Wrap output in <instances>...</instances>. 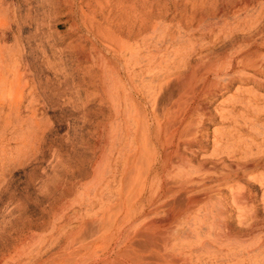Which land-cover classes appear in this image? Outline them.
<instances>
[{
	"label": "rangeland",
	"instance_id": "1",
	"mask_svg": "<svg viewBox=\"0 0 264 264\" xmlns=\"http://www.w3.org/2000/svg\"><path fill=\"white\" fill-rule=\"evenodd\" d=\"M136 1L139 13L151 14L152 23H159L160 17L166 14L165 23L171 34L166 51L158 35L145 40L143 48L153 43L157 44L158 51L142 53L141 64L134 68L146 86L150 79L146 59L154 54L161 57L164 51L168 54L166 63L171 67L173 80L169 95L164 98L156 86L152 90L157 96L151 90L152 97L146 98L147 103L156 104L162 117L178 100L176 75L194 74L192 87L197 94L195 98H184L182 105L185 102V106L181 109H190L194 114L193 120L199 127L197 137L204 140L201 146L183 143L180 151L201 173L188 172L183 181L181 170L176 168L170 169L172 173L164 172L155 178L154 174H148L149 159L155 158L154 150L150 149V156L137 163L132 178L128 179L124 175V161L129 150L115 151L104 170L109 183L102 189L103 198L97 196L101 188L93 194V167L98 158L94 146L99 133L107 134L121 125V133L125 134V127L115 115L111 102L103 97L98 80L101 73L91 63L80 61L82 49H91L93 43L87 41L84 29L73 31L74 24H80V20L72 17L67 0H0V18L6 20L0 24V98L7 99L5 103L1 101L6 105V114H10L6 136L0 127V264H60L69 243L68 236L75 233L76 237L86 240L94 237L100 215L93 213L103 205H119L122 187L129 199L135 201L158 196L161 187L171 190L173 196L169 193L166 198H157L147 207L149 211L157 208V216L164 215L166 209L184 210L190 202L198 200L194 209L200 223L195 227H179L180 232L187 231L190 236L194 233L202 239L196 243L200 250L192 256L193 264H234L233 255L238 256V264H264V251L252 254L254 257L237 246L230 247L227 254L217 252L208 237L215 230L213 221L218 225L228 224L231 232L244 235L246 239L256 237L257 241H264V76L258 75L256 82L244 83L235 78L232 84H227L228 78L247 73L246 70H229L228 61L236 51L245 48L250 31L254 30L257 38L264 36V0H248V4H244V0ZM88 3L86 0L83 6ZM129 5L130 1L120 9L124 17ZM109 14V9H105L103 16L108 21L102 19L101 24L98 23L99 38L112 36L111 28H116L118 13ZM97 32L94 30L95 34ZM142 39L140 37L139 42ZM20 51L24 54L22 63L9 68V54ZM106 58L109 59L107 55ZM219 58H223L224 66L205 69L208 63ZM17 70L20 81L14 79ZM152 71L161 74L159 67ZM224 85L228 88L224 89ZM1 121L0 113L2 125ZM4 144L8 156L6 165L3 164ZM249 163L257 167L243 175L239 169ZM124 181L128 185L134 182L132 193V188L125 187ZM191 182L195 183L191 184V191L181 190L185 184L189 183L190 187ZM142 184H147L145 192L140 187ZM88 188L91 198L86 196L81 202ZM239 195L248 205L241 213L234 204ZM211 213L222 215L213 219ZM244 215L249 218L247 222ZM222 216L226 217L225 222ZM250 225L255 227L252 234ZM131 231L135 234L138 230L135 226ZM256 240L253 244L247 240L245 247L247 243L254 245ZM208 245L212 249L204 253L203 248ZM100 250L98 254L102 253ZM242 255L245 262L240 260ZM79 261L74 264H94L90 260L89 263Z\"/></svg>",
	"mask_w": 264,
	"mask_h": 264
},
{
	"label": "bare ground",
	"instance_id": "2",
	"mask_svg": "<svg viewBox=\"0 0 264 264\" xmlns=\"http://www.w3.org/2000/svg\"><path fill=\"white\" fill-rule=\"evenodd\" d=\"M85 1L86 0H67V4L71 10L72 17H74L77 21L80 20V24H74L75 28L73 29V31L80 28L84 29L87 36L89 37H87V41H92L93 43L91 49H82L80 61L91 63L93 65V68L101 73V76H98V80L100 82V87L103 90V97L107 98L111 102L112 107L115 111V115L121 120L123 127H125V134L121 133V129L119 128L121 125H119L117 129H112V131L110 132L108 131L107 134L99 133L96 145L94 146V149L96 151L94 152L98 153V158L93 167L94 176L92 188H94L95 191V193L93 194H96L99 191L98 189L101 188L100 192L97 193V196L100 195L99 198H103L104 194L102 192V189L104 185L109 183L108 177L104 173V170L112 161H110V159L112 158L115 151L120 152L123 150H129V155L127 154L128 151L125 152L128 156L126 155L127 157H125L126 159L124 161L126 163L124 175L126 177L128 176V179L132 178V173H134V170H136L137 163H139L141 159H145L146 157L150 156V149H152V151L154 150L155 158L153 157L154 159L152 160L151 158L149 159L148 174H154L155 178H157L161 174H164V172H169L170 169L173 170L176 168H179L181 170L180 177L182 178V180L186 179L187 174H190L188 172L194 173V175L201 173V169H195V166L193 167L190 164L191 161L180 151L181 144L183 143L197 144L201 146L203 144L202 140H204L198 139L197 137V130L199 127L197 128L194 122L196 120H193L192 115L194 114H192L190 109L185 111L184 109L183 111L181 109L182 106H185V102L182 105L184 98H187V96L195 98L197 94L196 88L192 87V81L195 79L194 74H191V76H186L183 74L176 75L175 82L179 88L177 96L178 100L175 103L176 105L172 106V110H170L171 107L170 109L168 108V111L164 110L165 113L163 112L164 114L162 115V117L158 114L159 112L157 111L156 104H153L152 98V106L149 105V102L147 103L146 100V98L150 96L152 97V93L155 94L152 89H154L156 86H159L160 92L163 93L164 98H167L173 81L171 80V67L166 63L168 54L165 51L171 40L169 26L165 23L167 15L164 14V16L160 17L159 23H152L150 21L151 14L143 15L141 12L139 13L136 0H122V2H116L117 0H99L98 2L97 0H89V3L83 6V2ZM128 1H130V5L128 6L129 9L126 12V16L124 17L122 13L120 14V9H122L123 4L127 3ZM243 2L244 4H248V0H244ZM105 9H109V15L118 13L115 18L118 23L115 29L111 28L112 33L110 34H112V36L107 35L105 37L102 36L99 38L98 34H101V32L98 23L101 24L102 19H106V21H108V18L103 16ZM140 14L142 15V17L140 16ZM2 19L3 18H0L1 25L6 22V20ZM7 25L8 24H6V26ZM94 30H97L99 32L95 34ZM253 31L254 30L250 32L253 33ZM252 33L249 36V40L247 41L245 48L240 51H236L228 61L229 70L231 69L233 72H238L237 70H246L247 73L240 74L238 75V77L228 78L227 84H232L235 78L243 81L244 83H248L252 81L256 82L258 79V75L264 76V36L257 38L256 35ZM157 35L159 36V43L160 45H162V47H165V51L163 52L161 57H157L158 55L154 54L153 56L146 59L147 66L149 67V69L147 70L148 72H146L149 75L148 77L150 79L147 80V85L145 86L143 80L141 79L140 81L141 77H139V74L134 68L141 64L140 55L142 53H152L158 51L157 44L153 43H150L149 45L147 44L148 47H146V49L143 48L146 44L145 40H152ZM140 37H143L141 42H139ZM22 55L24 54L21 51L18 53H10L9 61H11V64L9 68L14 69L19 66L23 61ZM106 55L109 57V59L106 58ZM223 61V58H219L215 62L208 63L205 66V69L211 70L214 66L217 65L220 68L221 66H224ZM154 67L155 69L158 67L161 69V71L159 72L161 73L160 75L153 73L154 71H152V68ZM13 75L16 81H20L21 76L18 70L14 71ZM159 80H161L160 83L156 85L157 81L159 82ZM223 88L227 89L228 85H224ZM1 100L3 102H7L6 98H0V101ZM4 103L1 107L2 110L0 109V113L2 114V125L0 123V127L2 126L4 132L3 134L4 136H6L10 124V114H6L5 111L7 109ZM157 106H159V103ZM0 131L2 132V130ZM6 141H4V143ZM5 146L6 144H4L3 150L4 165H6L8 162V156ZM250 151H252V148L250 149ZM174 159L178 160L174 161ZM256 167L257 164L249 163L239 169V171L242 172L243 175H247ZM206 172L208 173V169L206 170ZM170 173H172V171H170ZM177 174L179 175V173ZM243 175L242 178L245 177ZM3 182L4 184H6L5 175L3 177ZM131 182L129 183V185L125 182L124 186L126 187L127 185L130 186V188L134 187V182ZM168 183L169 182H167V185H171ZM192 183L193 182L190 183V187L188 186L189 183L185 184L181 188V190L191 191V186L195 184ZM175 184L178 185V183L176 182ZM140 187L144 192L147 190V184H142L140 185ZM119 188H121V186ZM134 189H130V192H133ZM178 190L179 189L177 188V191ZM126 191L128 192V190ZM93 194L92 196H94ZM127 194H125V191H123L122 187L120 192L119 205L117 204V206H102L101 204L102 207L100 206L101 208L97 209L93 213L94 216H97L98 214L100 215L96 221L98 222V230L94 237L86 240L82 238V236L76 237L77 235H74L75 233L73 232V234H70L68 236L69 243L64 248V254L60 257V264H74L76 263V261L80 262L79 260H87L88 263V260H90L94 264L194 263V261L192 260V256L200 250L198 249V246H196V243H198L201 238L200 236H195L194 233V236H190L189 234H186L187 231L185 233L180 232L179 227L182 225L195 227V225L197 226L198 222L200 223V219L196 217L194 209V204L198 200L190 202L189 206L184 210L175 211L166 209L164 212L165 214L162 212L164 215L157 216V208L156 210L152 209V211H149L147 207H150L152 204H154L157 198H162L163 196H165L166 198L167 194L171 196V190L161 187V189H159V192L157 193L158 196H153L151 197V199H148V197H141L138 201L129 199V195ZM180 194H183V192ZM86 196L91 198L89 188L88 190L86 189V193L82 194L81 202ZM193 199L194 197L192 198V200ZM234 200V204H236L235 206H239V213H241L243 210L246 211L248 205L242 195H239L237 199ZM160 207L158 209H160ZM165 208H167V206L164 207V209ZM220 216L215 213L212 214L213 219H216ZM244 216L246 217V215ZM90 218L93 217L90 216ZM222 218L223 221L226 217L222 216ZM246 219L247 217L244 220ZM248 219L246 220V222L248 221ZM242 222L246 223L245 221ZM211 223H214L213 228L215 230H213V233H209L210 235H208V237L212 239V245H214L215 249L218 250L217 252L225 251V253H229V249H231L230 247L237 246L239 248L243 247L245 254L254 257V255L252 254H257V252L264 251L263 240L258 239L257 241L256 237H249V239H246L247 237H245L244 235H237L231 232L228 224L218 225L213 221ZM135 226L138 231H136L135 234H131V230ZM249 228L251 234L255 232V227H253V225H250ZM206 240L208 241V239ZM247 240H250L251 243L252 241L256 240V243L254 245H249V243H247L248 245L245 247L244 243ZM257 242L260 243L261 246L256 245L258 244ZM121 244H124L123 247H120ZM211 249L212 247L209 245L203 248L204 253L205 251L208 252ZM98 250H100L99 252L102 253L98 254ZM244 255H242V259L239 258L241 261L244 260ZM256 256L257 255H255V257ZM232 259L236 261L234 262V264H238L237 255H233Z\"/></svg>",
	"mask_w": 264,
	"mask_h": 264
}]
</instances>
